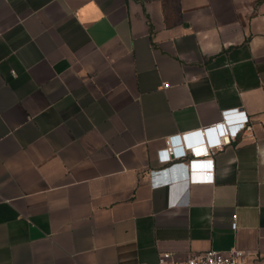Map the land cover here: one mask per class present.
Listing matches in <instances>:
<instances>
[{"label": "crops", "instance_id": "1", "mask_svg": "<svg viewBox=\"0 0 264 264\" xmlns=\"http://www.w3.org/2000/svg\"><path fill=\"white\" fill-rule=\"evenodd\" d=\"M234 109L211 182L151 187ZM208 250L264 264V0H0V264Z\"/></svg>", "mask_w": 264, "mask_h": 264}, {"label": "built area", "instance_id": "2", "mask_svg": "<svg viewBox=\"0 0 264 264\" xmlns=\"http://www.w3.org/2000/svg\"><path fill=\"white\" fill-rule=\"evenodd\" d=\"M164 88L168 85L164 84ZM248 123V118L245 116V112L238 111L237 109L224 111L222 115L221 122L214 124L213 126L205 129V135H202L204 147L205 137L208 141V146L211 149L220 148L225 143H228L230 138H235L237 133L244 128ZM199 132L200 131H196ZM228 132L230 138H228ZM194 132L182 135L185 146L187 150L183 147L178 146L181 143L180 136H174L168 139L167 145L164 149L158 152V163L160 168L158 170L152 171L150 173L149 181L153 188H158L162 186L169 185L173 182L181 180L185 175H188V166L191 165V172L189 173L191 178L187 179L186 182L189 183H205L211 182L213 178V160H197L199 152L198 148L202 147H191L196 145L193 143V139L186 138L187 136L193 134ZM224 139V140H223ZM177 140V141H176ZM202 141V140H201ZM191 151L193 156H191ZM204 152V150H203ZM172 153L176 155L185 154V156L177 161L172 158L168 163H160L165 158L170 157ZM191 158L187 157V154ZM168 165H170L168 167ZM236 216H232L231 228H236ZM158 264H250L246 259L244 252L238 250H230L228 252H220L208 250L205 252H200L192 254L183 261H172L171 254L162 253L158 258Z\"/></svg>", "mask_w": 264, "mask_h": 264}, {"label": "clouds", "instance_id": "3", "mask_svg": "<svg viewBox=\"0 0 264 264\" xmlns=\"http://www.w3.org/2000/svg\"><path fill=\"white\" fill-rule=\"evenodd\" d=\"M228 138H230V134H229V132H228ZM205 144L208 146V141H207V139H206V137H205ZM191 156H193V152L191 151ZM185 156V154H180V155H176L175 153H172L171 154V156L170 157H167V158H165L163 161H161L160 163H168L169 161H170V159L172 158L174 161H177V160H179V159H181V158H183ZM189 168H188V170H189V172H188V175H185L183 178H181V180H187V179H190L191 178V176H190V172H191V165L189 164V166H188ZM185 178H187V179H185Z\"/></svg>", "mask_w": 264, "mask_h": 264}, {"label": "water", "instance_id": "4", "mask_svg": "<svg viewBox=\"0 0 264 264\" xmlns=\"http://www.w3.org/2000/svg\"><path fill=\"white\" fill-rule=\"evenodd\" d=\"M203 135H205V132H203ZM186 138H190V139H193V143L195 144H199L201 143V134L199 132H194L193 134L187 136ZM177 141V140H176ZM198 152H203V148L200 147L198 148L197 150Z\"/></svg>", "mask_w": 264, "mask_h": 264}]
</instances>
